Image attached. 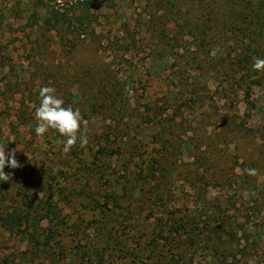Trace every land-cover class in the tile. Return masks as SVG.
Instances as JSON below:
<instances>
[{
	"label": "rangeland",
	"instance_id": "374dc122",
	"mask_svg": "<svg viewBox=\"0 0 264 264\" xmlns=\"http://www.w3.org/2000/svg\"><path fill=\"white\" fill-rule=\"evenodd\" d=\"M75 2L0 0V145L21 165L0 264H264V0ZM43 86L89 122L85 147L37 137Z\"/></svg>",
	"mask_w": 264,
	"mask_h": 264
},
{
	"label": "clouds",
	"instance_id": "9594fccd",
	"mask_svg": "<svg viewBox=\"0 0 264 264\" xmlns=\"http://www.w3.org/2000/svg\"><path fill=\"white\" fill-rule=\"evenodd\" d=\"M252 68L256 72H264V58H255ZM39 106L35 110L37 126L35 133L37 137L43 139L45 133L50 129L55 130L62 140L63 151L69 152L78 143L80 147H85L88 143V121L81 116L80 110L73 109L72 106L65 107V101L56 94L55 88L43 86L39 89ZM6 145H0V181L8 182L13 173H5V167L17 169L21 167L16 158L17 148L5 151ZM245 174L254 176L257 170L253 168L244 169ZM43 193H39V197Z\"/></svg>",
	"mask_w": 264,
	"mask_h": 264
},
{
	"label": "trees",
	"instance_id": "16d2710c",
	"mask_svg": "<svg viewBox=\"0 0 264 264\" xmlns=\"http://www.w3.org/2000/svg\"><path fill=\"white\" fill-rule=\"evenodd\" d=\"M96 0H76V4H75V7L78 9V8H81L83 10V12L85 11L87 14L89 12V10L94 6ZM55 14L52 15V16H48V18L46 19V22L50 25V26H57L59 23L61 22H65V21H70V17L68 15V13H58L56 11H54ZM92 19L93 17V13L90 12V16H89V19ZM77 23H78V26L82 29V30H85L86 27L83 26L85 25V21L87 22L86 18L82 15H80V17L78 16L77 18ZM90 19V20H91ZM85 20V21H84ZM70 24V23H68ZM253 52L259 56L260 55V51L258 49V47H254L253 49ZM261 58V56L259 57ZM248 59V56L247 55H244V57L242 58V60H247ZM259 77H254V78H251V82L255 83V84H258L260 81L258 79ZM245 97L247 98V103L251 106H253V103L249 100L250 98V87L249 86H246L245 87ZM150 166L149 168H147L146 170V173L145 175L143 176V178H148L147 176H150L151 179L155 180L156 183H154V185L156 186H160L158 183H159V178H160V173H156L157 170L159 171H164V168H162V166L159 164V161H157L156 159H153L151 162H150ZM149 179V178H148ZM23 181L24 182H28L27 184L30 183V181H28L26 178H23ZM5 185V182H2L0 181V188L2 186ZM22 194H25L22 192ZM164 196H163V192L162 191H158V193L155 195V199L157 198H160L162 199ZM44 212L43 213H40L39 215H35L33 214V217L35 219L38 220H42L44 218H52V214L54 213V209H53V204L49 203V201H46L44 203ZM29 212H33V210L31 211L29 208L27 209L26 213H24V215H21V211L19 213H16V212H7L5 215L2 216V220H3V223L6 225V227L8 229H12L15 227L16 224L19 223V219L22 217V216H26L27 214H30ZM36 214H37V211H36ZM183 220L180 219L178 221V226H181L183 225ZM178 228L174 229V232L176 233H179L178 232ZM180 239V237H178ZM140 264H146L144 261H142Z\"/></svg>",
	"mask_w": 264,
	"mask_h": 264
}]
</instances>
